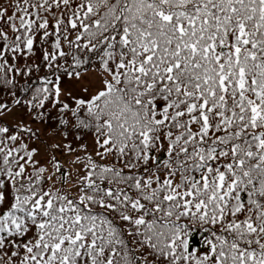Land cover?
Segmentation results:
<instances>
[{
    "label": "snow or ice",
    "instance_id": "obj_1",
    "mask_svg": "<svg viewBox=\"0 0 264 264\" xmlns=\"http://www.w3.org/2000/svg\"><path fill=\"white\" fill-rule=\"evenodd\" d=\"M0 264H264V0L0 5Z\"/></svg>",
    "mask_w": 264,
    "mask_h": 264
},
{
    "label": "trees",
    "instance_id": "obj_2",
    "mask_svg": "<svg viewBox=\"0 0 264 264\" xmlns=\"http://www.w3.org/2000/svg\"><path fill=\"white\" fill-rule=\"evenodd\" d=\"M8 2H9V0H0V5L7 4Z\"/></svg>",
    "mask_w": 264,
    "mask_h": 264
}]
</instances>
